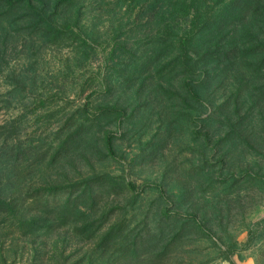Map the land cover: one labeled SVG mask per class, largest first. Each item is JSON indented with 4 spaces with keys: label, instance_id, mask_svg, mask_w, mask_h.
Wrapping results in <instances>:
<instances>
[{
    "label": "rangeland",
    "instance_id": "374dc122",
    "mask_svg": "<svg viewBox=\"0 0 264 264\" xmlns=\"http://www.w3.org/2000/svg\"><path fill=\"white\" fill-rule=\"evenodd\" d=\"M256 38L264 0H0V264H264L260 183L192 217L264 171Z\"/></svg>",
    "mask_w": 264,
    "mask_h": 264
},
{
    "label": "trees",
    "instance_id": "16d2710c",
    "mask_svg": "<svg viewBox=\"0 0 264 264\" xmlns=\"http://www.w3.org/2000/svg\"><path fill=\"white\" fill-rule=\"evenodd\" d=\"M9 1L11 4H14L18 0H9ZM193 12H195V14L193 13V16L198 18V12L196 11V7ZM259 41L262 43L260 38L259 39L256 38L255 41H253L252 51L249 54V56L256 58L257 56L262 54V50L264 52V48L259 47L261 45ZM243 44H247V43L243 42ZM258 60L264 63V55ZM233 137H236L237 140L242 144V146L246 148H253L255 147L254 146L255 144H258V142H262L264 144L263 137L262 138L256 137L255 141H253L251 135H246V136L233 135ZM258 152H263V151H258ZM221 158L222 159H220L219 162L222 163V165L220 166V169L218 168V170H223L232 166V163L231 165L228 164L229 163L228 154L223 155ZM218 176H220V178L217 179L216 183L222 185L220 200H218L215 203V201L206 200L205 197L203 196L204 197L203 203L192 213L193 215L192 217L196 219L198 225L203 227L204 229L206 228L211 229L212 228L211 223L214 222V221L210 222L209 218L206 219L207 207H209V209H212L211 207L215 208L214 211L217 214L215 217L216 219L215 225L223 228V225L228 219V215H230L232 211L231 208L238 207V209H243V206L247 205L249 202L252 201L253 203L255 200H257L258 198L257 192L260 189L264 191V171L262 170L260 165L256 166V164L247 162L246 166H241L240 173L238 174L231 172L225 177H223L222 173H219L218 171ZM256 182H258V184L260 183V189L256 188L255 185ZM237 184L240 186L245 185V189H233V187H235ZM242 191H244V193H242Z\"/></svg>",
    "mask_w": 264,
    "mask_h": 264
}]
</instances>
